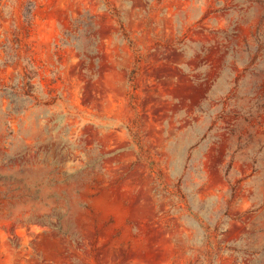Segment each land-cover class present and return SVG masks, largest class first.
<instances>
[{
  "label": "rangeland",
  "instance_id": "obj_1",
  "mask_svg": "<svg viewBox=\"0 0 264 264\" xmlns=\"http://www.w3.org/2000/svg\"><path fill=\"white\" fill-rule=\"evenodd\" d=\"M0 264H264V0H0Z\"/></svg>",
  "mask_w": 264,
  "mask_h": 264
}]
</instances>
